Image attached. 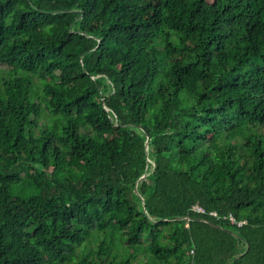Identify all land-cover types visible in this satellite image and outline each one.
I'll return each mask as SVG.
<instances>
[{
	"label": "trees",
	"instance_id": "obj_1",
	"mask_svg": "<svg viewBox=\"0 0 264 264\" xmlns=\"http://www.w3.org/2000/svg\"><path fill=\"white\" fill-rule=\"evenodd\" d=\"M0 264H264V0H0Z\"/></svg>",
	"mask_w": 264,
	"mask_h": 264
},
{
	"label": "water",
	"instance_id": "obj_2",
	"mask_svg": "<svg viewBox=\"0 0 264 264\" xmlns=\"http://www.w3.org/2000/svg\"><path fill=\"white\" fill-rule=\"evenodd\" d=\"M103 102H104V100H103ZM149 140H150V138H148V141H147V143H149ZM146 175L147 174H144L142 177H141V179H143V178H145L146 177ZM136 192L138 193V189H137V187H136ZM142 200H144L143 199V197H142ZM177 219H182L181 217L180 218H177ZM197 220H199V221H201V222H204V223H208V224H210V225H212V226H214V227H217V228H222V226H220L219 224H217V223H215V222H212V221H210V220H208V219H205V218H197ZM227 231H229V232H231V233H234L233 231H231V230H227ZM248 249H249V247H248ZM248 249H247V251H248ZM246 251V252H247ZM243 255V254H242ZM242 255H240V256H242ZM239 256V257H240Z\"/></svg>",
	"mask_w": 264,
	"mask_h": 264
},
{
	"label": "built area",
	"instance_id": "obj_3",
	"mask_svg": "<svg viewBox=\"0 0 264 264\" xmlns=\"http://www.w3.org/2000/svg\"><path fill=\"white\" fill-rule=\"evenodd\" d=\"M193 210L197 211V212H202V213H206V210L204 208H202L201 206H194ZM213 215H217L215 212H212ZM231 220L233 222H235V219L233 216H230ZM240 225H242V222L239 223Z\"/></svg>",
	"mask_w": 264,
	"mask_h": 264
}]
</instances>
